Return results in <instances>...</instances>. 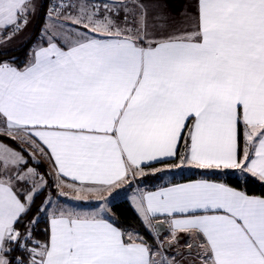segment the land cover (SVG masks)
<instances>
[{
	"label": "snow or ice",
	"instance_id": "snow-or-ice-1",
	"mask_svg": "<svg viewBox=\"0 0 264 264\" xmlns=\"http://www.w3.org/2000/svg\"><path fill=\"white\" fill-rule=\"evenodd\" d=\"M42 7L0 0V49ZM0 138V264H264V195L203 178L264 184V0H48L23 65L0 59ZM49 178L92 207L26 219ZM122 187L151 242L116 226Z\"/></svg>",
	"mask_w": 264,
	"mask_h": 264
},
{
	"label": "trees",
	"instance_id": "trees-1",
	"mask_svg": "<svg viewBox=\"0 0 264 264\" xmlns=\"http://www.w3.org/2000/svg\"><path fill=\"white\" fill-rule=\"evenodd\" d=\"M47 3L48 0H44V7L41 8L38 26L41 25L44 21ZM36 39V35L34 34L22 46H19L9 51H4L3 53L6 54L0 56V59H14L15 63L18 66H22L27 59L29 48L36 41ZM4 142L12 147H17V145L10 140L4 139ZM155 166L159 167L160 165ZM232 172L233 170H230L229 174L226 176L208 175L203 178L218 179L223 182H227L230 186L246 191L249 195H264V184H261L260 182L252 178L248 179L247 181H242L237 176H234ZM44 173L47 172L44 170ZM200 178H202L201 170L185 169L175 170L168 173H160L157 174V176L155 177L149 176L141 181H138V183L140 184V186L146 187L148 190H153L155 187L167 185L168 183H178L182 181ZM47 196L48 191L45 190L41 195L36 198L32 211L29 213V217H27L26 219L31 218L36 214L37 209L42 205V202L46 199ZM109 206L112 208V213L114 215V220L117 227L127 229L129 231L135 230L151 242L152 237L146 232V230L142 226L139 218L137 217L135 211L133 210L131 204L128 202L127 199L115 200ZM45 226V218L41 217V221L34 232L35 239L40 241H44L47 239L46 234L44 233ZM13 255H19V253H13Z\"/></svg>",
	"mask_w": 264,
	"mask_h": 264
},
{
	"label": "rangeland",
	"instance_id": "rangeland-1",
	"mask_svg": "<svg viewBox=\"0 0 264 264\" xmlns=\"http://www.w3.org/2000/svg\"><path fill=\"white\" fill-rule=\"evenodd\" d=\"M40 13H41V9L39 11L38 16L32 18V22L28 25V27L20 35H18L15 39L10 41V43L13 44L12 45L13 47L16 48V46H18V47L22 46L34 34L36 35V38H37V36L39 35V32H40L41 25H42L41 24L38 26V22L40 19ZM7 46H9V44ZM15 48H13V49H15ZM9 50H12V49H8L6 51H9ZM0 52H4V51H0ZM33 166H35V165H33ZM48 166H49L48 162L46 160L43 161L39 167V171L41 173H44V170L46 172H49L50 168ZM232 174L234 176L239 177V174L234 173V171L232 172ZM51 184H52V181H51V178H49L50 187L46 190L48 191V195H51V197L54 201L59 200L61 203H68V204H77L78 203L80 207L85 208V209L92 207V205L89 204L88 202H75V201H72L70 199L66 200L64 197H59L56 188L52 187ZM51 193H54V194H51ZM132 194H133V192H132V189H130V188L122 187L120 189H117L113 193V195L111 197H109L110 204L113 201L119 200V199H127L128 202L130 203V197L132 196Z\"/></svg>",
	"mask_w": 264,
	"mask_h": 264
},
{
	"label": "crops",
	"instance_id": "crops-1",
	"mask_svg": "<svg viewBox=\"0 0 264 264\" xmlns=\"http://www.w3.org/2000/svg\"><path fill=\"white\" fill-rule=\"evenodd\" d=\"M9 44V46H6V48L4 49V48H2V49H0V51H6V50H8V49H13V48H15V47H13L12 45L13 44H11L10 42L8 43ZM18 46H16V48H17ZM49 165V164H48ZM49 167V166H48ZM195 180V179H194ZM188 181H190V180H187V181H182V182H178V183H186V182H188ZM154 190V189H153ZM131 203V202H130Z\"/></svg>",
	"mask_w": 264,
	"mask_h": 264
}]
</instances>
